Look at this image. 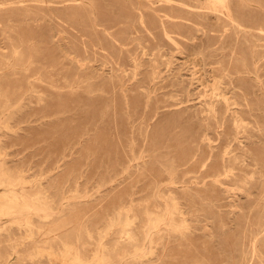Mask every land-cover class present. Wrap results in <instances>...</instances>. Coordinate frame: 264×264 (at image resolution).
<instances>
[{"label":"rangeland","instance_id":"374dc122","mask_svg":"<svg viewBox=\"0 0 264 264\" xmlns=\"http://www.w3.org/2000/svg\"><path fill=\"white\" fill-rule=\"evenodd\" d=\"M24 1L0 4V166L30 182L0 211V264H69L65 244L113 264H264V0L237 9L246 28L209 0H97L110 23L94 28L59 16L79 3ZM45 46L49 73L35 75ZM228 156L249 167L178 185L189 237L149 245L168 168Z\"/></svg>","mask_w":264,"mask_h":264},{"label":"bare ground","instance_id":"6f19581e","mask_svg":"<svg viewBox=\"0 0 264 264\" xmlns=\"http://www.w3.org/2000/svg\"><path fill=\"white\" fill-rule=\"evenodd\" d=\"M114 1L116 2L117 0ZM234 1L235 0H209L206 9L216 11L222 14L227 13V18L233 25L240 28H246L243 26V24L236 23V12L238 8L246 5L247 0H236V2L233 3ZM24 2V0H18L17 3H15L14 1H9V3L7 4H4L2 2L0 4L1 7L10 6L19 8V6L17 5L23 4ZM28 2L45 5V8L47 10H50V5H67L68 3H79L82 7V9L80 10V15L71 11H61L62 13L59 12V16L68 17L69 19H75V21L81 23L83 26L88 25L92 28L98 26L100 20H105L107 23H110V19L107 18V15L102 10H99V8L97 7V0H29ZM128 2L130 3L129 7L131 8V10H136L140 8L141 0H137L136 4H133V0H128ZM253 2L259 5L262 4V2H260L259 0H253ZM22 9H25L27 13L31 14L32 12H30V10H39L41 8L39 6H27V8ZM66 9H70V7H67ZM250 30H254L260 33L262 32L260 27H254V29L250 28ZM15 53L18 54V51H15ZM38 53L42 66L40 69H34V74L40 75L42 73H49V71H47V68L49 66L47 62L49 59H53V52H50L49 48L45 46L44 49H42ZM64 55L70 56L68 52H64ZM8 63L9 60L6 61V64ZM31 70L32 62H28L25 65V68H23V71L25 73H30ZM223 101L225 102V100ZM259 153L260 150L258 148H255L252 150V152H248V154L245 155L244 158L251 157L250 165L257 167L259 165ZM225 159V157H222L219 162L210 165L209 168L207 163L208 159H206L205 161L202 159L199 166L192 164L186 167L183 175H179V171L173 166H170L168 168L167 178L161 180V182L167 181L166 184L160 185L161 182H159V184L155 187V193L157 197L162 200L161 206H156L155 211H146V217L148 220L146 221V225L144 226V240L148 241L149 245L155 243V238H157L159 242H163L164 240H169L171 235L175 233H177L181 237V239L189 237V229L186 226L187 214L184 210L180 208V203L178 199L181 198L188 202L186 205L192 206L193 198L186 194H181L179 195V198L177 197L178 185H184L183 183H187V181L189 180V178H186L188 174L191 173L192 175H194L200 173V175H202L204 178H212L215 183H219L222 178H235L237 176L236 170H239L240 172H245V169L249 167V164H246L247 159H243L242 161H240V165L236 164L235 159L230 158V156L227 157L226 165ZM26 172H12L11 169L0 166V187L2 188V191L0 193V211H2L3 209H7L10 213H13V210L15 209L14 203H16L17 200V192L14 190L13 187L20 186L22 191L26 190L25 186L30 184V182L27 181L25 175ZM199 178L200 177H194L195 180ZM246 182L247 181L243 183L246 184ZM21 197L24 201L28 200V197L24 195H22ZM119 214L120 213H118V215ZM27 224H30V222L28 221ZM100 248L104 249V247L102 246ZM135 249L137 251H143L145 249L144 242H142L140 246L135 247ZM80 254L81 252L74 245L65 244V250L62 254L63 262L69 264H113L110 259L106 256L105 252H100L99 250L93 254L91 260H84L80 256ZM10 257L11 255H9L7 259H9ZM249 261L241 264H248Z\"/></svg>","mask_w":264,"mask_h":264}]
</instances>
